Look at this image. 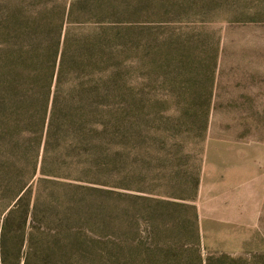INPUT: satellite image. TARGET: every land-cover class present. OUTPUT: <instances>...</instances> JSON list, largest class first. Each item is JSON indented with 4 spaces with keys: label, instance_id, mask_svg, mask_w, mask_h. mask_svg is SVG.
Masks as SVG:
<instances>
[{
    "label": "rangeland",
    "instance_id": "obj_1",
    "mask_svg": "<svg viewBox=\"0 0 264 264\" xmlns=\"http://www.w3.org/2000/svg\"><path fill=\"white\" fill-rule=\"evenodd\" d=\"M43 14L114 35L113 132L56 120L36 170L12 140L26 185H0V264H264V0H0L1 58L57 38L29 35Z\"/></svg>",
    "mask_w": 264,
    "mask_h": 264
},
{
    "label": "trees",
    "instance_id": "obj_2",
    "mask_svg": "<svg viewBox=\"0 0 264 264\" xmlns=\"http://www.w3.org/2000/svg\"><path fill=\"white\" fill-rule=\"evenodd\" d=\"M45 10L50 11L51 8ZM70 15L69 23L72 22ZM44 16L48 17L45 14L41 17L40 31L31 29L29 35L37 40V44H41L42 39L38 38V32L41 38H49V31H45L54 26L57 38L52 43L41 50L39 47L34 48L33 44L22 46L17 41L11 42L4 58L0 57V103L4 101L7 103L5 110L0 112L1 186L24 183V179L19 178L20 163L11 162V152L17 148V144L12 142L13 139L29 154V156H25L26 160L29 159L33 170H36L43 134H45L43 151L45 154H49L52 126L56 120L63 126L60 131L68 133V135L79 132V123L83 124L84 134L88 133L90 136L93 132L106 135L113 132L111 107L114 95L111 85L115 76L112 69L114 35L107 31L100 32L98 40H95V33L85 34L84 41L74 42L70 38L69 30H66L63 38L61 37L64 16L56 17L54 23L48 22L49 17L45 18ZM35 24L36 21L33 25ZM23 26L25 27V21H23ZM13 28L12 36L17 40L27 32L24 29ZM86 35H89L90 38ZM53 43L56 45L50 50ZM72 44H76V46L73 47ZM95 46H100V51L103 52H100V58L94 59L92 50L95 49ZM78 51H82L81 55H78ZM69 55L72 57H68ZM96 62L102 63V66L99 64L98 71L100 70L101 73L97 80L84 79L77 82L76 79L80 75L75 71V66H83L87 70L86 75L91 77V69ZM41 84H44V87L47 86L44 94L43 91L35 90L36 86ZM94 92H96L95 97ZM94 99L97 100L99 109L93 108ZM92 116H96L98 119L95 117L92 120ZM77 118H84V120L77 121ZM60 120L62 121L60 122ZM45 125H47L46 130L44 129ZM97 126H101V129ZM29 137H32L33 143L28 141ZM61 148L62 146L59 144L58 149L61 150ZM42 164L43 168L48 164L44 158ZM25 185L24 183L20 188L21 191ZM16 192L14 191L13 194ZM25 193L19 197V200Z\"/></svg>",
    "mask_w": 264,
    "mask_h": 264
}]
</instances>
